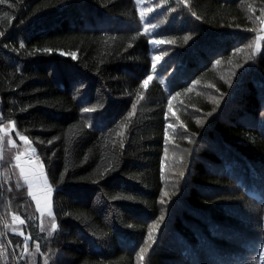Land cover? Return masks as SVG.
I'll return each mask as SVG.
<instances>
[{"label": "trees", "instance_id": "16d2710c", "mask_svg": "<svg viewBox=\"0 0 264 264\" xmlns=\"http://www.w3.org/2000/svg\"><path fill=\"white\" fill-rule=\"evenodd\" d=\"M187 4L0 3V264H264V0Z\"/></svg>", "mask_w": 264, "mask_h": 264}, {"label": "rangeland", "instance_id": "374dc122", "mask_svg": "<svg viewBox=\"0 0 264 264\" xmlns=\"http://www.w3.org/2000/svg\"><path fill=\"white\" fill-rule=\"evenodd\" d=\"M261 29L264 30V19L262 20V24H261ZM3 129V133H9V130H6L4 127H2ZM23 141V140H22ZM24 142V141H23ZM25 146H23L22 151L19 153H23V155L20 157V161H19V165L20 167H23L25 169V174L28 175L29 180L32 182V191L33 194L36 196V199H32L34 201V204L37 207V200L39 201L40 204V210H38L39 214H49L51 213V199H52V194L51 197L49 198L48 201H46L45 199V188H44V180L41 176V163L40 161L35 157V152L33 153L30 149H32V145L31 144H24ZM27 145V146H26ZM17 160L15 159V165L17 166ZM20 167H17L19 173H20ZM43 174L44 171L42 169ZM21 176V173H20ZM22 181L24 182V184L27 186L28 188V192H29V187L28 184L25 183L24 177L21 176ZM50 202V210L48 207V204ZM51 215V214H49ZM14 217V216H13ZM16 217V216H15ZM20 220H14L12 219V224H19Z\"/></svg>", "mask_w": 264, "mask_h": 264}, {"label": "snow or ice", "instance_id": "6c2138e0", "mask_svg": "<svg viewBox=\"0 0 264 264\" xmlns=\"http://www.w3.org/2000/svg\"><path fill=\"white\" fill-rule=\"evenodd\" d=\"M5 2V0H0V3H4ZM178 2H181V3H184L185 4V6L187 7L188 6V4H187V0H178ZM11 6V5H10ZM193 15H195V13H193ZM141 16H142V19H143V13L141 14ZM187 39H189V37H185V40H187ZM257 40H260L261 39V37H257L256 38ZM150 43H153V44H159V43H161V41H158V40H150L149 41ZM129 46H131V45H129ZM20 47L21 48H23L24 47V44L23 43H21V45H20ZM44 51H46V52H50L51 50L50 49H44ZM254 54V53H253ZM61 55H64V53H61ZM75 58V57H74ZM156 59V57H153V60H155ZM217 63H219V61H217ZM155 67V65H153V68ZM152 79V77L151 76H148L142 83H141V87H146L147 86V84H148V81L149 80H151ZM177 95H179V94H177ZM133 109H135V105H133ZM84 111H92V109H85ZM131 115V114H130ZM166 119H167V117H166ZM171 126V125H170ZM0 131H3V129H0ZM165 137L167 138V133L165 134ZM21 140H23L24 141V143L25 144H28L29 143V140H28V138L27 137H25V136H20L19 137ZM8 143L11 145L13 142H12V140L11 139H9L8 140ZM49 143H51V141L49 142ZM121 146H123V145H121ZM33 153L35 152V149L34 148H32V149H30ZM23 155V153H21V154H18L16 157H15V159L17 160V167H20V165H19V161H20V157ZM41 167V176H42V178H43V180H44V188H45V199H46V201H48L49 200V198L51 197V194H52V187L48 184V181H47V176L45 175V174H43V172H42V169H43V165H41L40 166ZM20 173H21V176H23L24 177V180H25V183H27L28 184V187H29V195L30 196H33V199H36V196L33 194V191H32V182L29 180V177H28V175H26L25 174V169L23 168V167H20ZM48 207H49V210H50V202H49V204H48ZM37 209L38 210H40V204H39V201L37 200ZM43 214V213H42ZM49 214H51V213H49ZM13 219L14 220H17V219H19V217H13ZM23 220H20V223L21 224H23ZM55 227H56V225L55 224H53V229H55ZM142 252L143 251H145L144 249H142L141 250ZM140 258L141 259H143V255H141L140 256Z\"/></svg>", "mask_w": 264, "mask_h": 264}]
</instances>
